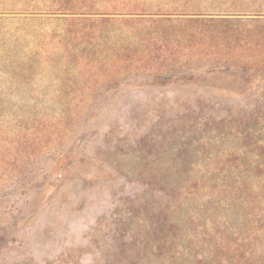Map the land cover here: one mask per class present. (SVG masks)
I'll return each mask as SVG.
<instances>
[{"label":"rangeland","instance_id":"rangeland-1","mask_svg":"<svg viewBox=\"0 0 264 264\" xmlns=\"http://www.w3.org/2000/svg\"><path fill=\"white\" fill-rule=\"evenodd\" d=\"M242 4L264 8H221ZM52 6L0 0V9ZM60 57L71 68L17 75L0 57V264H150L154 199L170 172L247 167L250 136L264 147V105L247 93L150 86L144 71L110 65L95 70L102 81L90 90L79 83L88 70ZM235 211L217 214L232 232L242 220Z\"/></svg>","mask_w":264,"mask_h":264},{"label":"trees","instance_id":"trees-1","mask_svg":"<svg viewBox=\"0 0 264 264\" xmlns=\"http://www.w3.org/2000/svg\"><path fill=\"white\" fill-rule=\"evenodd\" d=\"M49 1L56 6L0 9V57L9 75L64 72L71 66L55 62L60 54L88 70L79 83L90 90L102 81L95 70L110 65L144 71L150 86L247 93L264 105V8L223 9L226 0ZM48 21L57 25L27 31ZM217 74L236 88L207 80ZM248 149L247 167L170 172L154 199L150 264H264V147L250 136ZM222 209L242 217L233 232L217 216Z\"/></svg>","mask_w":264,"mask_h":264}]
</instances>
